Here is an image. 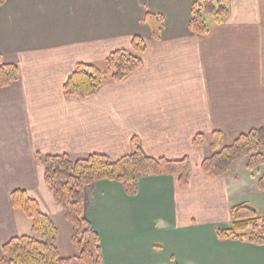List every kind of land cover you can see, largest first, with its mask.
Listing matches in <instances>:
<instances>
[{"label": "crops", "instance_id": "1", "mask_svg": "<svg viewBox=\"0 0 264 264\" xmlns=\"http://www.w3.org/2000/svg\"><path fill=\"white\" fill-rule=\"evenodd\" d=\"M198 0H4L0 63L19 69L0 88V264L2 246L33 236L31 221L13 209L25 191L58 230L56 245L72 257L70 226L43 181L35 155L118 159L136 139L152 159L190 162L188 185L174 176H145L129 197L120 184L84 188V214L99 237L103 264H264V245L220 241L230 210L252 206L264 216V191L246 160L214 177L200 166L211 134L223 141L264 126V0H226L229 15L197 36L189 29ZM163 18L154 40L142 22ZM144 41L141 67L107 81L90 97H67L63 85L78 64L98 65L114 51ZM66 246V248H63ZM65 249V255L60 251ZM69 264H79L70 262Z\"/></svg>", "mask_w": 264, "mask_h": 264}, {"label": "trees", "instance_id": "2", "mask_svg": "<svg viewBox=\"0 0 264 264\" xmlns=\"http://www.w3.org/2000/svg\"><path fill=\"white\" fill-rule=\"evenodd\" d=\"M4 0H0L2 5ZM229 15L226 0H198L191 8L189 29L197 36L209 31V21L220 25ZM142 22L151 29L154 40H158L163 28L161 16L146 13ZM144 41L133 37L130 51H114L97 65L78 64L63 85L67 97L86 98L92 96L107 82L124 80L141 67ZM103 67V68H102ZM19 69L15 65L0 63V88L17 81ZM108 77V78H107ZM218 149L220 134H211ZM203 135L193 138V145H200ZM130 155L110 159L103 155L72 158L69 155H35L37 164L43 167V181L52 194L54 202L61 208L63 219L71 227L70 244L72 257L59 254L56 239L57 228L49 217L43 214L36 200L25 191L15 190L10 199L14 210L20 211L31 221L33 236H19L2 246L1 264H103L99 237L84 214V188L99 181H113L121 185L129 197L137 193L138 180L145 176H174L180 188L188 185L190 162L187 158L178 161L152 159L139 148L136 139L131 141ZM212 144V145H213ZM264 126L242 134L230 145L223 146L210 157L203 159L201 170L214 177L227 175L235 162L247 158V169L253 171L264 166ZM258 188L264 191V175ZM229 228L218 230L220 241H244L256 246L264 245V216L252 206L240 204L230 210Z\"/></svg>", "mask_w": 264, "mask_h": 264}, {"label": "rangeland", "instance_id": "3", "mask_svg": "<svg viewBox=\"0 0 264 264\" xmlns=\"http://www.w3.org/2000/svg\"><path fill=\"white\" fill-rule=\"evenodd\" d=\"M98 67H101V64H98L97 65ZM103 68V67H102ZM108 78V77H107ZM231 142L232 141H229V142H227V141H223L222 139H219L218 140V142H217V144H218V149L216 150V151H214L213 149H212V146H214V144H213V140H212V138H210V140L207 142L205 139H204V141H202V144H201V146H203V149H204V158H206V157H210L211 155H213L214 153H216L220 148H222L223 146H228V145H230L231 144ZM213 144V145H212ZM262 155H263V157H264V151H263V153H262ZM76 159V158H75ZM242 160H244V159H241V160H239V161H237V162H235V164L232 166V168H231V170H230V172L228 173V174H233L234 173V171H235V166L240 162V161H242ZM245 160H246V166H247V162H248V160H247V158H245ZM259 168V167H258ZM257 169V168H256ZM65 221V220H64ZM70 226V225H69ZM56 227V226H55ZM70 230H71V227H70ZM218 231V230H217ZM57 236H58V230H57ZM69 243H70V239H69ZM70 246H71V244H70ZM63 248H66V246H63ZM63 248H61V252L63 253L62 255H65V249H63ZM72 249V248H71ZM63 257V256H62ZM71 257V256H70Z\"/></svg>", "mask_w": 264, "mask_h": 264}]
</instances>
